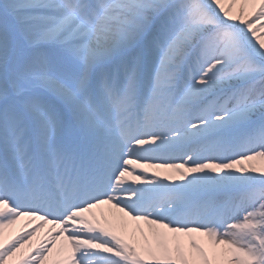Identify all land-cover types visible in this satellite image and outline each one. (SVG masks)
Instances as JSON below:
<instances>
[{"label":"snow or ice","instance_id":"6c2138e0","mask_svg":"<svg viewBox=\"0 0 264 264\" xmlns=\"http://www.w3.org/2000/svg\"><path fill=\"white\" fill-rule=\"evenodd\" d=\"M0 264H264V0H0Z\"/></svg>","mask_w":264,"mask_h":264},{"label":"bare ground","instance_id":"6f19581e","mask_svg":"<svg viewBox=\"0 0 264 264\" xmlns=\"http://www.w3.org/2000/svg\"><path fill=\"white\" fill-rule=\"evenodd\" d=\"M154 170H156L157 172H160L161 175L166 174V170L163 169H149L148 171H150L151 173L154 172ZM139 171V170H138ZM151 173H148L149 175H151ZM129 180V182H131V178H127ZM102 208H104L105 210H107L109 208L108 205H103ZM93 211L97 212V214L99 215V209H94ZM115 211V210H113ZM32 218L30 217H23L21 218L19 221H17V223L15 225H12L10 228L5 229V235L9 236V235H14L17 232H20L21 230L23 231H27L29 228L34 227L36 223H39V221L37 220H32V223H28L29 220H31ZM25 225H27V227H25ZM49 227V225H45V227L43 229H41L36 236L33 238L32 243L35 244L39 239H41L44 236V233L46 232L47 228ZM185 240H187V237L184 238ZM198 239H203L202 237H198ZM30 246L29 245H25V248L23 251L27 252L29 251Z\"/></svg>","mask_w":264,"mask_h":264},{"label":"rangeland","instance_id":"374dc122","mask_svg":"<svg viewBox=\"0 0 264 264\" xmlns=\"http://www.w3.org/2000/svg\"><path fill=\"white\" fill-rule=\"evenodd\" d=\"M154 172H157L156 170H154ZM148 173H151L150 171H148Z\"/></svg>","mask_w":264,"mask_h":264}]
</instances>
